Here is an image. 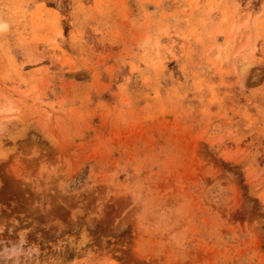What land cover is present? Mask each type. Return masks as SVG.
<instances>
[{"label": "rangeland", "instance_id": "374dc122", "mask_svg": "<svg viewBox=\"0 0 264 264\" xmlns=\"http://www.w3.org/2000/svg\"><path fill=\"white\" fill-rule=\"evenodd\" d=\"M0 120L15 264H264V0H0Z\"/></svg>", "mask_w": 264, "mask_h": 264}, {"label": "bare ground", "instance_id": "6f19581e", "mask_svg": "<svg viewBox=\"0 0 264 264\" xmlns=\"http://www.w3.org/2000/svg\"><path fill=\"white\" fill-rule=\"evenodd\" d=\"M230 42L231 41H229V43ZM226 51H227V49H226ZM234 58L240 60V61H238L240 63L239 64H235V66L238 65L239 69H241L242 71L244 69L246 70V68L248 67V65H247V60H248L247 55L243 54L241 51H238ZM234 61H237V60H234ZM235 63H237V62H235ZM6 110H8V109H6ZM41 126H42L41 124H40V126H38L40 128V130H42ZM3 127H4L3 121L0 120V129H2ZM37 131H38V129H37ZM0 145H1V142H0ZM21 243H22L21 242V238L17 237V238L10 239L8 244L2 245L0 247V252L1 253H4L8 257H12L11 259H12L13 262L11 261L12 262L11 264H15L17 262L18 258H19V252L21 250Z\"/></svg>", "mask_w": 264, "mask_h": 264}]
</instances>
